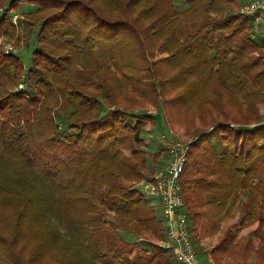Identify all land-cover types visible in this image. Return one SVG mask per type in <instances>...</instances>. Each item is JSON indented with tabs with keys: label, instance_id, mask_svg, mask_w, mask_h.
Masks as SVG:
<instances>
[{
	"label": "trees",
	"instance_id": "trees-1",
	"mask_svg": "<svg viewBox=\"0 0 264 264\" xmlns=\"http://www.w3.org/2000/svg\"><path fill=\"white\" fill-rule=\"evenodd\" d=\"M5 1L29 8L36 46L26 70L0 49V264H171L151 242L163 222L133 188L148 171L141 130L159 119L123 109L135 98L165 109L171 125L201 122L181 172L193 227L214 233L238 205L214 251L231 255L250 228L232 255L264 264V125L236 124L259 120L253 99L264 95V44L239 12L244 1ZM0 29L14 34L4 18ZM250 251L255 261L239 262Z\"/></svg>",
	"mask_w": 264,
	"mask_h": 264
},
{
	"label": "rangeland",
	"instance_id": "rangeland-1",
	"mask_svg": "<svg viewBox=\"0 0 264 264\" xmlns=\"http://www.w3.org/2000/svg\"><path fill=\"white\" fill-rule=\"evenodd\" d=\"M248 2V1H247ZM243 2L239 6V12L241 7L247 3ZM7 4L8 2L5 1L4 4H0V18H4L6 23L14 28V34L12 36L6 35L2 29H0V49L3 53H13L19 56L21 59L24 69L26 70L28 66L30 65L31 61V52L34 46H36V43L34 41V35L35 32L34 30L30 27L28 20L26 18L25 12H28L29 8L24 6L21 7V9L18 10H9L7 9ZM174 6L180 10L184 7L187 6V0H173ZM241 13V12H240ZM244 19H247L243 16ZM253 37L257 40V42L264 44V21H260L258 24H252L250 27V33ZM10 48V49H9ZM97 54L99 55L101 53V50L97 49ZM262 57L264 58V50L262 52ZM19 86H23L22 83L18 84ZM123 88H125L123 86ZM120 90V89H119ZM158 92V88H157ZM221 92H223L221 90ZM125 94H129L128 91H124ZM118 102L120 101V96H118ZM224 97V96H223ZM241 102L247 103L245 97H240ZM219 99V96H218ZM254 103H256V110L258 113V116L262 118L264 116V95L262 96H256L254 99ZM136 103L134 105H131L129 107H122L123 109H128L131 110L134 113H145L149 115H158L159 119L156 121L155 124L152 125H145L143 129L141 130L140 138L142 139L143 142V149L146 152V166L148 168V171L146 173H143L141 178L138 181H135L133 183V188L136 190L138 189L139 185L141 184L142 181L146 179H150L153 175V173L158 169L161 168L166 159H167V154L164 149V137H167L168 139H171L172 141H178L180 143H189L191 144L196 140L197 136L193 135L190 133V129L192 130L195 127H201V122H199L197 119H195L194 123L187 128L184 125H171L169 123V120L166 119V114H165V109H162L161 107H158L157 104L150 102V100H141L135 98ZM124 102L121 101L119 105L123 104ZM172 106V105H171ZM245 106V105H244ZM174 107V106H172ZM113 109L114 107H109ZM115 108H118V104L115 106ZM225 110L229 112L231 118H239V111H243V109H235L232 110L227 106H224ZM121 110V109H120ZM177 113V111H176ZM243 113V112H242ZM244 115V114H243ZM259 118V120H261ZM237 120V119H236ZM243 119H238L236 124H244L248 127H251L259 122H243L239 121ZM229 126H234V124H228ZM242 125H237V126H242ZM236 126V125H235ZM212 128V127H211ZM211 132V129L208 128L203 134L205 139L211 144L213 147L216 148V150H219V143L217 142L218 137L215 133H208ZM2 143L0 139V144ZM160 152L159 157L157 158V162L155 164L152 163L151 161V156L150 154L155 153V152ZM247 191V190H245ZM147 201V204L151 206L154 209L155 215L157 220L161 222V215H160V209L157 204L156 199L152 198H144ZM246 199L245 194H243L240 198L239 201L242 202L243 200ZM264 207V206H263ZM186 208V213L188 217V222L191 228V236L194 244V248L196 250V259L199 264H238L236 263L235 258L233 257L232 254L238 255L242 251V246H243V237L245 238L248 235V231L250 228L244 229L243 231H240L238 233V236L234 240L237 242V245L232 249L231 255L228 253L223 255V254H217L216 251H214V247L216 244L219 242L220 238L223 236L224 231L231 225L236 224L237 221L241 219V215L239 214V206L234 205V206H229L227 208V214L226 217H223V219L219 220V226L214 233H206L203 234L204 232L200 229V227H193V220L190 216L189 210L187 208V205H185ZM263 209V208H262ZM226 210V208H225ZM264 214V211H263ZM239 229V228H235ZM165 229H163V235H164ZM120 234L123 238H125L128 241H134V237L126 233L124 231L120 230ZM163 237L159 240L156 239H151V242L156 244L159 247V243L161 240H163ZM240 238V239H239ZM140 241L141 238H138ZM142 242V241H140ZM144 245H142L143 247ZM250 254V256H248ZM248 258L247 256L243 259H240L239 262L241 261H255V259L252 257L253 253L250 251L248 253ZM166 260L167 262H171V264L174 263V258L171 255V253L166 252Z\"/></svg>",
	"mask_w": 264,
	"mask_h": 264
},
{
	"label": "built area",
	"instance_id": "built-area-1",
	"mask_svg": "<svg viewBox=\"0 0 264 264\" xmlns=\"http://www.w3.org/2000/svg\"><path fill=\"white\" fill-rule=\"evenodd\" d=\"M240 12L245 18L251 19L253 24H258L264 20V0H249ZM259 124L264 125V116ZM163 138L167 159L150 179L141 182L138 190L144 198L157 200L165 228L159 246L171 253L175 264H199L181 187V172L190 144Z\"/></svg>",
	"mask_w": 264,
	"mask_h": 264
},
{
	"label": "crops",
	"instance_id": "crops-1",
	"mask_svg": "<svg viewBox=\"0 0 264 264\" xmlns=\"http://www.w3.org/2000/svg\"><path fill=\"white\" fill-rule=\"evenodd\" d=\"M243 1H245V2H247V1H249V0H243ZM264 21V20H263ZM264 40V39H263Z\"/></svg>",
	"mask_w": 264,
	"mask_h": 264
}]
</instances>
